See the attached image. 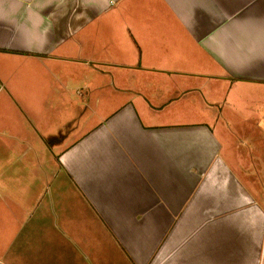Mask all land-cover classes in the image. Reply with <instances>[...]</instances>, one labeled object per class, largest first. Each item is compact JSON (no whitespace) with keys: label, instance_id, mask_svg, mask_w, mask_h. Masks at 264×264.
I'll list each match as a JSON object with an SVG mask.
<instances>
[{"label":"crops","instance_id":"obj_1","mask_svg":"<svg viewBox=\"0 0 264 264\" xmlns=\"http://www.w3.org/2000/svg\"><path fill=\"white\" fill-rule=\"evenodd\" d=\"M0 264H264V0H0Z\"/></svg>","mask_w":264,"mask_h":264}]
</instances>
